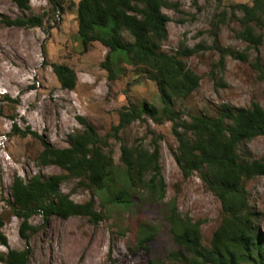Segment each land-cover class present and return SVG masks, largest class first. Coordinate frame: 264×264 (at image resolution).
<instances>
[{"label":"rangeland","instance_id":"1","mask_svg":"<svg viewBox=\"0 0 264 264\" xmlns=\"http://www.w3.org/2000/svg\"><path fill=\"white\" fill-rule=\"evenodd\" d=\"M79 1L30 0L31 9L20 10L13 1L0 0V215L8 238V247L0 244V253L30 248L28 264H184L170 258L179 249L166 217L168 206H176L182 218L202 220V244L209 247L222 221V203L199 173L183 176L175 160L178 141L171 122L157 124L146 118L116 133L121 109L144 101L159 105V90L139 67L123 64L122 72L111 78L102 67L108 50L100 43L84 49L78 36ZM169 1L178 6L163 9L170 21L162 49L172 55L181 49H195L183 59L187 68L200 76L191 95L175 100L182 119L216 116L223 104L249 108L258 103L264 108V12L247 19L242 5L251 7L253 0ZM4 16H42L43 24L34 28L9 26ZM245 21L261 38L259 44L240 36ZM123 36L132 40L126 31ZM226 50L244 53L247 59L235 58L224 53ZM54 63L74 70V89L62 88L52 68ZM80 118L93 124L108 141L105 151L115 165H122V146L152 151L157 144L163 199H151L148 190L140 186L132 193L131 205L114 206L109 204L106 191L100 194L80 179L69 177L61 184L62 192L77 203L94 200L103 219L95 224L81 216H51L44 221L35 215L30 224L39 229L26 240L20 236L22 220L8 204L13 179L67 174L59 166L40 162V137L54 147H68L69 135L84 130ZM15 124L29 134H13ZM239 152L248 158H262L264 136L244 141ZM245 186L264 235V176L246 181ZM147 234L153 237L144 240Z\"/></svg>","mask_w":264,"mask_h":264},{"label":"trees","instance_id":"2","mask_svg":"<svg viewBox=\"0 0 264 264\" xmlns=\"http://www.w3.org/2000/svg\"><path fill=\"white\" fill-rule=\"evenodd\" d=\"M11 1L20 10L31 9L30 0ZM253 1L251 7L242 5L248 20L264 12V0ZM177 6L169 0H80L78 36L85 50L94 42L108 50L102 67L111 78L121 73L122 65L126 64L142 68L146 77L157 84L160 104L144 101L124 107L120 111V122L114 128L116 133L124 126L146 118L157 124L171 122L178 141L175 160L183 176L199 173L207 188L222 203V221L209 247L202 244V220L182 218L176 206H168L166 217L179 249L170 258L184 261V264H264V235L255 221L257 213L250 207L245 186L246 181L264 176V156L252 159L239 152L244 141L264 136V108L258 103L249 108L223 104L216 116L192 115L188 121L182 119L174 107L175 100L191 95L199 86L200 76L188 69L183 59L195 53V49H181L175 55L162 49L170 21L163 9ZM3 20L9 26L25 28L43 24L42 16L14 19L4 16ZM244 23L246 28L240 36L259 44L261 38L255 36L247 21ZM124 31L132 40L124 39ZM224 53L247 59L244 53L231 50ZM52 68L62 88H75L77 77L73 69L57 63L52 64ZM261 78L264 80L263 71ZM80 122L84 130L69 135L68 147H54L40 137L43 145L40 162L59 166L67 174H54L46 179L34 175L28 181L20 176L13 179L12 200L8 204L14 215L22 220L20 236L26 240L39 229L30 224L35 215L42 216L44 221L51 216L64 219L81 216L95 224L103 219L94 200L77 203L62 192L61 184L69 177L80 179L100 194L106 191L110 196L109 204L114 206L131 205L132 193L140 186L148 190L151 199H163L164 181L157 144L152 151L122 146V165H115L105 151L108 141L86 119L80 118ZM12 130L13 134H29L16 124ZM4 224L0 215V244L8 247V238L2 230ZM152 237V234L144 235V240ZM30 256V248L9 249L0 253V261L28 264Z\"/></svg>","mask_w":264,"mask_h":264}]
</instances>
